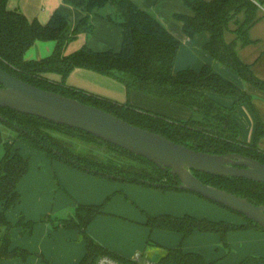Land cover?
<instances>
[{"label": "trees", "instance_id": "obj_1", "mask_svg": "<svg viewBox=\"0 0 264 264\" xmlns=\"http://www.w3.org/2000/svg\"><path fill=\"white\" fill-rule=\"evenodd\" d=\"M68 1L81 7L85 12L73 30H70L67 17L59 11H55L46 23H42L37 19H28L20 10L10 9L7 5L8 0H0V66L38 87L100 107L132 124L161 133L177 143L196 150L214 154L242 153L264 162V151L258 146V141L264 137V121L257 120L255 138L249 144L240 138L239 125L235 117L239 103L252 102L251 94L215 72L211 63L204 64L200 70L187 67L175 71L174 65L181 42L154 12L142 7L135 0ZM183 1L193 11L190 15L176 14L183 23L184 33L193 37L202 31H208L210 40L205 48L215 61L234 68L244 80L264 89V80L257 77L251 66L239 57L236 40L227 41L225 37L230 22H236L237 35L243 39V42L249 41L246 31L257 21L259 7L264 0ZM106 5L114 7V12L108 16L122 27L121 50L96 51L85 43L70 54H65L66 46L79 33L85 32L88 35L93 33L94 24L91 14ZM240 15L244 16L242 22L239 21ZM37 40H55L56 46L48 56L27 59L26 51ZM76 67H84L113 76L121 80L128 90L137 89L189 106L200 112L203 118L175 119L138 108L128 102L120 103L68 85L66 78ZM49 73L60 74L62 80L51 79ZM210 93L233 95L236 97V102L234 106L228 107L211 97ZM0 121L16 130V136L5 141V152L0 159V201L3 205L0 211V233L2 230L5 231L0 237V262L14 256L25 259L31 253L21 248L10 250V229L15 224L6 215L7 210L20 201L21 193L18 190V184L30 167L29 159L23 156L19 149L14 148L18 139L33 149L46 152L52 158L98 176L155 186L163 190L187 191L178 186L180 180L173 176L169 169H163L143 156L136 155L84 130L6 107H0ZM52 127H66L100 139L137 158L143 164H134L125 170L115 171L113 169H117L116 167L94 161L88 162L84 158L71 154L60 146L54 135L42 129ZM147 165L153 166L156 173L149 170ZM194 172L207 184L247 197L256 204H264V183L196 170ZM102 209L103 204H79L75 216L59 219V226L78 228L85 237L87 252L79 264H96L98 257L103 254L128 261V258L114 254L87 232L88 225L102 212ZM244 217L248 220L247 223L238 225L198 218L191 214L183 216L159 214L149 215L146 223L151 228L180 232L183 238L196 230L218 232L224 239L229 231L238 227H252L264 231L258 223ZM34 223L33 220H26L22 215L16 226H21L22 232H32ZM159 260L163 264H216L215 261L207 260L199 252L185 251L181 245L167 247ZM47 264L51 263L47 262ZM239 264H264V256L249 255Z\"/></svg>", "mask_w": 264, "mask_h": 264}, {"label": "crops", "instance_id": "obj_2", "mask_svg": "<svg viewBox=\"0 0 264 264\" xmlns=\"http://www.w3.org/2000/svg\"><path fill=\"white\" fill-rule=\"evenodd\" d=\"M135 1L138 2L142 7L154 12L160 21L176 37L179 38L181 45L174 65L175 71H180L187 67L200 70L204 64L211 63L213 64L215 72L251 94L252 102H241L237 106L235 117L239 125L240 138L246 143H252L255 138L257 120L261 119L264 121V89L247 80H244L234 68L215 61L214 57L205 48L206 43L210 40V33L208 31H202L193 37H189L184 33L183 23L176 17V14L184 13L190 15L193 14V11L184 3L183 0H162L160 3H157L156 0ZM182 3H184L185 6ZM162 4H164V6ZM7 5L10 9L20 10L28 17V19H37L42 23H46L55 11H59L61 14L67 17L70 30H73L80 19L85 15V12L81 7L74 5L68 0H8ZM114 10L115 9L113 6L106 5L100 10L92 13L91 20L94 24V28H105L108 32L120 34L121 29L118 25V22L112 20L108 16V14L114 12ZM258 16L259 17L257 21L254 22L246 31L249 41L243 42V39L237 35L236 30L234 38L233 36L227 38L226 34L225 37L227 41L236 40L237 52L241 60L251 66L253 73L257 77L264 80V2H262L259 7ZM243 19L244 16L240 15L239 21L242 22ZM237 27L238 24L236 23V29ZM39 41L43 40H37L28 48L25 53V57L27 59H33L36 54H38L39 57H41L43 54H47L45 56H48L52 53L56 46L55 40H48L50 41L48 47L40 46L39 48ZM90 44L91 45H88L93 49L97 46L94 42H91ZM49 77L54 80H62V76L58 73H49ZM67 79L69 80L68 85L82 88L99 96L106 97L120 103L128 102L138 108H144L145 110L158 112L166 116L172 115L180 117H174L175 119L186 120L189 118H195L199 120L203 118V115L200 112L195 111L189 106L173 102L163 97L151 95L137 89L128 90L121 80L113 76L94 71L92 69L76 67L69 74ZM210 96L228 107L234 106L236 102V97L233 95L210 93ZM172 116L169 117L173 118ZM19 145H15L14 148L20 150ZM26 145L30 147L28 144ZM258 146L262 151H264V137L258 141ZM45 158L47 159L46 163L45 161L43 162L45 163V168L39 170L38 172L39 175H41V180L39 179V183L41 181L40 184H46L45 186L49 189V197L54 192H56V190L55 181L52 180L50 163L48 161L50 158L49 156H43V160ZM54 161L55 159L51 161L53 166L55 163ZM55 166L60 171V173L64 172L67 175L66 178L61 177L63 184L66 186H64V188L69 189L74 194H76L75 189L79 190L80 193L78 198L80 200H85V202H88V204L89 202H101L107 196L112 195L114 192H118L122 189L127 197L129 199L131 197L132 201L137 204V207L143 211L145 210L146 213L154 214V216L158 214H180L176 212L179 211L176 209V207L167 202L159 201V206H155L154 209L149 207L152 203V196H155V198L161 196L165 200L168 198L174 199L177 195L181 196L182 194L178 193L176 190H163L160 188H154V186H146L142 184H140V186L139 183L128 181L119 182L121 180L98 176L76 168L72 165L68 166L66 164L56 163ZM28 173L24 177H26ZM24 177L22 179H24ZM34 186L38 187L39 184H34ZM83 193L87 195H83ZM186 195L191 196L192 194ZM48 197L46 200H48ZM116 199L121 201L119 196L113 197L111 201L107 202L108 208H110L111 205L113 206ZM24 200L25 195H22L21 193V199L18 205L21 204L22 209L16 210L18 205H15L16 208L14 206L8 209L6 213L7 218L15 224L11 230L13 238L11 239L10 250L14 248H21L27 249L30 252H47L46 254L53 258V264H79L87 252V246L86 240L79 237L80 233L77 228L65 227L66 229L63 228L64 230L59 229V231L54 232L48 223L42 224L39 222L40 225L37 224V226H34L32 232H25L23 234L22 227L16 226V223L20 219V212H24L26 214V220H30L31 217L36 216L35 214L39 215L43 211L40 210L38 206H36V202L35 205L29 206V204H24ZM43 201L44 199L42 197L38 198L40 205ZM67 204L69 203L61 204L58 209H65V205ZM1 207L3 208L2 201H0V211L2 210ZM36 209L38 210L36 211ZM113 209L110 210H113L115 214L112 211L110 212H112L114 216L116 215L117 217H120L118 214H125L121 213V211H118L116 207H113ZM127 209L128 213H126V216L128 218H113L114 221L112 220L113 222L106 226V231L101 232L102 234L99 232L96 233L92 230V222H90L88 225L91 234L93 235L91 236L94 239L111 250L114 254L124 258H130L134 253L144 251V247H146L148 244L146 241L148 239L149 233L148 229L141 226L143 221L140 220L141 218L139 217V212L130 207H127ZM46 210L49 211L48 208ZM24 213H21V215ZM102 213H105V211H102L100 214ZM100 214H98L95 218L98 219L99 217H103L99 216ZM246 223L247 222L244 224ZM145 224L147 225V223ZM37 228L40 232H42V235H38L36 233ZM201 232L206 234L208 233L196 230L187 238H183V241L181 242L180 235H176V239L170 243L169 247L182 245L185 251L199 252L203 254L207 260L215 261L216 264H239L245 257L251 255V253L249 255H240L234 258V260H230L229 258L226 262H218L219 259H217L215 252L211 247L204 246V241H199L200 243L198 244L195 242V235L203 236V234H199ZM21 233L23 235H20ZM177 233L181 234L180 232ZM158 244L162 245L160 243ZM254 254L255 253L252 255ZM0 264H18V262H16V260H3L0 262ZM22 264L45 263H41L38 259L32 260V255H28Z\"/></svg>", "mask_w": 264, "mask_h": 264}, {"label": "rangeland", "instance_id": "obj_3", "mask_svg": "<svg viewBox=\"0 0 264 264\" xmlns=\"http://www.w3.org/2000/svg\"><path fill=\"white\" fill-rule=\"evenodd\" d=\"M156 2L160 3L162 2V0H156ZM182 4L184 5V3ZM162 5L164 6V4ZM118 25L121 29L120 34L115 33V32H112V33L108 32L105 28H100V27L94 28L93 33L90 35H88L85 32L79 33L76 38L72 39L68 43V45L65 48V54H70L71 52L81 47V45H83L84 43H88L89 45H91L90 44L91 42H94L97 45L94 48V50L96 51H105L108 49L120 51L123 46V30L119 23ZM235 30H236V23L230 22L228 28L226 29V33H225L226 37L228 38V37L233 36L234 38ZM49 43L50 41L48 40L39 41V44H40L39 48L40 46L48 47ZM45 55L43 54L41 57H45ZM38 58L40 57L38 54H36L33 59H38ZM67 78H66V83L68 84L69 80ZM169 116H172V115H168V117ZM172 117L180 118L179 116H172ZM42 129L44 132L54 135L56 139L58 140L60 146L68 150L71 154L79 158L80 157L84 158L88 162L94 161V162H99V163L106 164L112 167H116L117 169H113L115 171H119V169L125 170L129 168L130 165L143 164L141 163L142 161L138 160L135 157L128 155L121 149H118L110 145L109 143H106L100 139L89 137L83 133L73 131L72 129H69L66 127H56V128L52 127L49 129L47 128H42ZM15 136H16V130L13 129L11 126L0 121V159L3 157L4 152H5V141L10 140V138H14ZM15 145L20 146V152L22 153L23 156L27 157L30 162V170L28 171L29 173L26 177H24V179H22L18 187V190L20 191V193H22V195H25L24 204L25 205L29 204V206H33L35 205V202H36V206H38L40 210H43L39 214L40 216L35 214L36 216L31 217L30 220H33L35 222L34 226H37V224L40 225L39 222H41L42 224L48 223V225L52 228L54 232L59 231V229L65 228V227L59 226V219L75 216L76 209L79 204H85V203L88 204V202H85V200H80L78 198L79 197L78 195L80 193L79 190L75 189V192L77 194L76 195L73 192H71L69 189L64 188L65 184H63L61 177L66 178L67 175L64 172L60 173V171L56 168L55 164L56 163L66 164V163L58 160L57 158L50 157L44 151H37L36 149L34 150L28 147L26 143H23V141L19 139L15 142ZM43 156L44 157L49 156L50 158L48 160L50 163V171L52 175V180L55 181V190L57 192V193L54 192L49 197H48L49 189L45 186L46 184H40L41 181L39 183V179L41 180V175H39L38 172L39 170L45 168L44 164L46 163V160H47L46 158L43 160ZM53 159H55L54 166L53 164H51V161ZM44 161L45 163H43ZM66 165L71 166L69 164H66ZM147 166L149 170L156 173V169L153 166L151 165H147ZM124 173H126V171H124ZM119 182H123V181H119ZM34 184H39V186L35 187ZM154 188H157V187L154 186ZM178 193H181L182 195L181 196L177 195L175 196L174 199L168 198L166 200L161 196H158L157 198H155V196H152L151 197L152 203L150 204L149 207L151 209H154L155 206H159L160 202H167L169 204H172V206L176 207V209L179 210L176 212L180 214H175V216L191 214L198 218H208V219H212L216 221L236 223L238 225H242L248 221L240 213L230 208H227L222 204L212 201L204 196H201L197 193H194L191 191H178ZM186 194H192V195L189 196ZM83 195H87V194L83 193ZM116 196H119L121 201H119V199H116L113 206L111 205L110 208H108L107 202L111 201L113 197H116ZM192 196H196V197H192ZM39 197H42L44 199L41 205L38 202ZM47 197H48V200H46ZM63 203H69V204L65 205V209H62V210L58 209L60 205ZM90 203L91 202H89V204ZM91 204H103L102 211H105L106 213V214L99 213L100 214L99 216H103V217L101 218L99 217L98 219L95 218L96 220L94 219L93 221H91L92 230L96 233L97 232L101 233L103 231H106V226L108 224L110 225L111 222L114 221L113 218H119V219L128 218L126 216V213H128L127 207L137 210V212H139L138 213L139 217L141 218L140 220L143 221V224L141 226L148 229V232H149L148 239L146 241V243L148 244L146 245V247H144L145 250L141 251V252H144V256L147 258L158 261L160 257L162 256V254L164 253L165 249L170 246V243H172L174 239H176V235H180V238H181L180 242L183 241V236H181V234L177 232H171L165 229L151 228L150 226H147L145 223L147 222L148 216L149 215L154 216V214L146 213L145 210L143 211L140 208H138L137 204H135L132 201V198L130 197L129 199L122 189L119 190L118 192H114V194L112 195L107 196L101 202H92ZM46 206L49 209V211L46 210L47 209ZM113 207H116L118 211H121V213H125V214H118L120 215L121 218L117 217L116 215L114 216L115 213L113 212L114 210ZM19 209H22L21 204L17 206L16 210H19ZM110 209H113V210H110ZM37 210L38 209H36V211ZM110 211H112L114 214H112V212ZM21 213H24V212H20L19 217L22 216ZM23 215L26 216L25 213ZM12 228L10 229L11 239L13 238V235L11 232ZM88 228H87V232L90 235H92L90 228L89 229ZM4 233L5 231L2 230V232L0 233V237H1V234H4ZM24 233L25 232H23V234ZM36 233L38 235H42V232H40L38 228H37ZM79 233H80L79 237L82 239H85L84 235L82 234L80 230H79ZM23 234L21 233L20 235H23ZM199 234H203V236L200 235L202 236L200 237L199 235H195L196 236L194 239L195 242L198 244L200 243L199 241H204L203 243L204 246L211 247L213 251L215 252L217 259H219L218 262L220 261L226 262L229 258L230 260L232 259L234 260V258H236L237 256L249 255L250 253L251 255L255 253L254 255L264 256V231L261 229H255L252 227H248V228L238 227L234 230L229 231L226 234L225 239L222 237L221 233H218V232H208L207 234L201 232ZM158 243L162 245H159ZM46 253L47 252H31L29 255H32V260L38 259L40 260L41 263L47 264V262H50L51 264H53V258L50 257ZM3 260L5 261L16 260L18 264L24 263V259L21 256H14L11 258H5Z\"/></svg>", "mask_w": 264, "mask_h": 264}, {"label": "water", "instance_id": "obj_4", "mask_svg": "<svg viewBox=\"0 0 264 264\" xmlns=\"http://www.w3.org/2000/svg\"><path fill=\"white\" fill-rule=\"evenodd\" d=\"M0 107L84 130L143 156L180 180L179 187L242 213L264 228V204L203 182L196 171L264 183V162L242 153L214 154L177 143L100 107L38 87L0 66Z\"/></svg>", "mask_w": 264, "mask_h": 264}, {"label": "built area", "instance_id": "obj_5", "mask_svg": "<svg viewBox=\"0 0 264 264\" xmlns=\"http://www.w3.org/2000/svg\"><path fill=\"white\" fill-rule=\"evenodd\" d=\"M96 264H163L160 260L156 261L144 256L143 252H137L128 261L121 260L108 254L100 255Z\"/></svg>", "mask_w": 264, "mask_h": 264}]
</instances>
